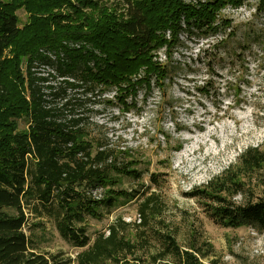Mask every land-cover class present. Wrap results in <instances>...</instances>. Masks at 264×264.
Segmentation results:
<instances>
[{
  "label": "trees",
  "instance_id": "1",
  "mask_svg": "<svg viewBox=\"0 0 264 264\" xmlns=\"http://www.w3.org/2000/svg\"><path fill=\"white\" fill-rule=\"evenodd\" d=\"M245 1L0 0V264H161L167 256L178 264H200L195 252L204 253L196 243L182 249L170 231H154V219L167 204L161 195L119 188L120 177L143 178L141 161L93 134L76 111L82 100L73 91L115 89L109 102L129 110L137 107L141 88L151 94L157 86L167 106L173 72L185 70L174 62L182 34L214 38L215 49L226 46L235 30L222 11ZM21 9L28 13L22 25ZM216 64L215 55L205 63L208 77L197 90L214 88ZM39 66L51 71L39 72ZM256 173L264 175V147L249 146L235 164L188 195L203 198L222 226L264 232V197L234 201L247 195ZM151 180L160 182L155 173ZM140 196V223L118 216L91 239L89 217L101 219ZM45 214L79 249L74 258L43 250L35 241L37 223L30 216ZM154 234L163 247L155 254Z\"/></svg>",
  "mask_w": 264,
  "mask_h": 264
},
{
  "label": "rangeland",
  "instance_id": "2",
  "mask_svg": "<svg viewBox=\"0 0 264 264\" xmlns=\"http://www.w3.org/2000/svg\"><path fill=\"white\" fill-rule=\"evenodd\" d=\"M222 15L232 20L235 30L226 46L215 49L214 38L182 34L183 44L176 48L174 62L177 67L180 62L186 71L179 68L173 72L167 106L161 103L157 86L151 94L141 88L137 107L129 110L109 102L115 89L93 95L73 91V98L82 100L76 111L84 115L94 135L120 151H131L141 161L137 168L144 172L143 178L120 177L119 188L155 191L167 201L165 212L154 219V231H170L182 249L196 243L204 253L195 252L200 264H264L263 231L253 226H222L212 218L203 198L188 195L235 164L247 147H264V5L261 0H246L239 7H226ZM18 16L21 25L28 19L25 9L19 10ZM241 50V57L234 53ZM159 55L166 60L165 49ZM214 55L219 76L209 93L199 91L196 86L208 77L205 63ZM37 70L51 71L46 66ZM25 125L22 121L21 127ZM152 173L157 175L158 184L152 182ZM263 178L256 173L247 195H237L234 201L264 197ZM140 198L120 202L101 219L89 217L87 233L91 239L107 231L118 216L140 223ZM30 218V223H37L33 237L43 250L76 256L79 249L61 236L53 217ZM26 230L30 233L29 226ZM162 248L154 234V254ZM161 264L178 262L167 256Z\"/></svg>",
  "mask_w": 264,
  "mask_h": 264
}]
</instances>
